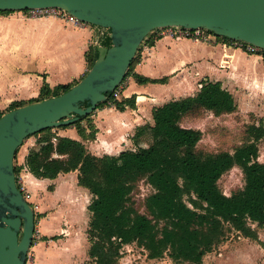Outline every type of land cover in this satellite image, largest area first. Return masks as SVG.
Masks as SVG:
<instances>
[{"label":"crops","instance_id":"1","mask_svg":"<svg viewBox=\"0 0 264 264\" xmlns=\"http://www.w3.org/2000/svg\"><path fill=\"white\" fill-rule=\"evenodd\" d=\"M23 13V10L0 11V26L11 33L0 36L3 45L0 46V109L4 112L15 101H35L44 83L51 88L76 83L90 68L89 59L96 52V25H74L57 17L24 19ZM140 53L132 72L122 81L117 98L125 100L134 95V105L126 104L124 109L113 104L98 106L90 116L96 128L94 137H90L86 120L82 121L84 135L75 125L54 127L55 135L81 140L95 155H114L136 149L138 145L146 146L151 141L149 133L135 135L140 127L154 123V108L172 99L195 95L204 81H220L235 98L236 110L218 116L250 115L254 123L264 124V55L247 53L220 41L173 37L156 31ZM135 72L149 79H167L139 82ZM40 138L41 135L30 136L26 143L29 147L23 145L26 149L17 174L18 181L31 194L30 202L37 206L35 211L44 213L40 234L35 233L31 246L34 258L29 264H84L91 261L88 233L75 232L85 219L79 211L82 205L89 214L85 227L89 225L88 205L93 195L78 183L77 169L60 172L54 178L38 177L28 169L25 157ZM61 190L70 192V196L59 195ZM64 218L71 224L68 229ZM251 225L258 232L257 238L236 230L238 238L233 240L232 234L223 243L216 233L212 250L203 256V263L264 264V225L257 222Z\"/></svg>","mask_w":264,"mask_h":264},{"label":"trees","instance_id":"2","mask_svg":"<svg viewBox=\"0 0 264 264\" xmlns=\"http://www.w3.org/2000/svg\"><path fill=\"white\" fill-rule=\"evenodd\" d=\"M152 35L153 31L143 42ZM216 38L220 42L231 41L225 36ZM102 43L109 45L111 40L106 37ZM95 51V57L89 59L90 66L98 55L96 47ZM140 51L139 48L123 80L132 72ZM134 75L139 82L167 79H149L136 72ZM72 85L58 84L51 88L44 83L35 101L58 95ZM134 101V95L119 100L112 91L98 106L113 104L124 109L126 104L134 105ZM31 102L34 101L27 103ZM27 103L15 101L7 111ZM236 108L233 94L220 81H204L195 95L172 99L154 108V123L140 127L135 135L149 133L151 141L146 146L138 145L114 155H95L81 140L54 135L31 146L25 164L38 177L54 178L60 172L77 169L78 183L92 193L87 229L91 261L84 264H116L123 246L134 241L147 250L148 258H160L167 253L174 264H204L203 256L212 250V239L222 230L224 222L253 238L258 237V232L251 222L264 225V162L258 159L257 143L264 138V124H249L247 130L252 139L233 152L199 150L202 131L182 124L186 116L197 110L220 115ZM3 113L0 109V117ZM90 116L91 113L62 127L75 125L84 135L82 121L86 120L90 137H94L96 128ZM234 165L242 168L245 184L227 195L218 180ZM17 171L15 165L16 175ZM142 178L154 188L145 199V213L128 204L135 184Z\"/></svg>","mask_w":264,"mask_h":264},{"label":"water","instance_id":"3","mask_svg":"<svg viewBox=\"0 0 264 264\" xmlns=\"http://www.w3.org/2000/svg\"><path fill=\"white\" fill-rule=\"evenodd\" d=\"M60 7L109 29V45L68 90L0 117V264H25L36 233V211L18 185L15 158L31 135L73 124L92 113L125 77L146 36L157 28H205L264 49V0H0V10ZM106 38V37H105Z\"/></svg>","mask_w":264,"mask_h":264},{"label":"rangeland","instance_id":"4","mask_svg":"<svg viewBox=\"0 0 264 264\" xmlns=\"http://www.w3.org/2000/svg\"><path fill=\"white\" fill-rule=\"evenodd\" d=\"M21 17H23L24 19L31 18L27 16L26 13H23ZM10 34L11 33L8 30H4L3 27L0 26V36H8ZM0 46L3 45L0 44ZM254 121V117L250 115H248L247 117H242L238 114H224L218 116L211 113V111L197 110L186 116L182 120V124L184 126L199 128L202 131V138L197 145V148L199 150L204 152H219L223 150L233 152L236 147L252 139V137L249 135L247 127L249 124L254 123ZM37 135H41L40 139L42 141H45L48 138H52L55 133L53 131V128H47L31 136ZM28 138L24 141L23 145L27 143ZM41 140L39 142L37 141V143L42 142ZM257 143L259 147L258 159L260 158L261 162H264V138L260 139ZM23 145L18 149L15 158V165L17 166L18 170L17 174L20 171L19 163L20 161L22 162L23 151L26 149V146ZM26 145H28L27 147H29V144ZM18 184L21 187V182L18 181ZM244 184V173L239 165H234L231 169L223 173L218 180L220 189L227 195H231L235 191L243 188ZM153 191L154 188L151 184H149L144 178L140 179L139 181H137L132 193L130 194L128 204L132 205L139 212H147L145 208V199ZM58 193L59 195L66 198L70 196V192H67L65 190H61ZM188 197V195H185L184 198L187 203L191 205ZM79 211H82L84 213L85 219L84 222H82L83 224L76 230L75 233L84 234L85 231L87 232V229L89 227V225L85 227L86 219L89 214L87 213V211H85L83 205L80 206ZM43 215L44 213L36 212V233L39 234L42 227L41 218ZM63 223L66 229H68V226H71L70 222L65 218L63 219ZM218 234L219 236H221L220 241L223 243H225L226 240H228L230 236H232V234H234L232 238L233 240L237 239L239 235L238 233H236V229L228 222L223 223V228L222 230H220V232H218ZM122 253V258L119 259L118 264H174L167 253L163 257L149 259L147 257V250L143 246L139 245L136 241L125 244L122 248Z\"/></svg>","mask_w":264,"mask_h":264},{"label":"built area","instance_id":"5","mask_svg":"<svg viewBox=\"0 0 264 264\" xmlns=\"http://www.w3.org/2000/svg\"><path fill=\"white\" fill-rule=\"evenodd\" d=\"M23 11H25L27 16L31 18L52 16V17H57L59 19H62L66 23H71L74 25L86 23L80 20L79 18H77L76 16H74L73 14L69 13L64 8H60V7H36V8L25 9ZM96 27L98 28V39L96 42H100L102 38L107 37L109 33V29L106 27H101L97 25ZM155 31L158 32L159 34H162V35L168 34L173 37H189L193 39H200L203 41L219 42L216 38V36L218 35L202 27L189 28V27H185L182 25H169V26L157 28L153 32ZM230 40L231 41L224 42V43H227L228 45L232 47L240 48L247 53L264 55V49L253 43H250L244 40L231 39V38ZM144 46H145V43L142 42L139 48L142 49ZM113 96L115 98H118L120 96V86H118L117 88L113 90ZM20 189L22 190L26 199L30 202V196H31L30 192L27 191V189L23 185H21ZM31 204L34 207V209L37 208L35 204L33 203ZM33 258H34V255L30 248L27 253L25 264H29L30 262H32Z\"/></svg>","mask_w":264,"mask_h":264}]
</instances>
